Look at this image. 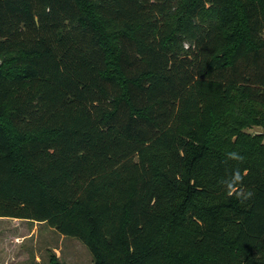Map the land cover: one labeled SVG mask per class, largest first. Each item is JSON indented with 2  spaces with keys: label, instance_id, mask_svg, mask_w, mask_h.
<instances>
[{
  "label": "trees",
  "instance_id": "obj_1",
  "mask_svg": "<svg viewBox=\"0 0 264 264\" xmlns=\"http://www.w3.org/2000/svg\"><path fill=\"white\" fill-rule=\"evenodd\" d=\"M0 218L264 264V0H0Z\"/></svg>",
  "mask_w": 264,
  "mask_h": 264
},
{
  "label": "rangeland",
  "instance_id": "obj_2",
  "mask_svg": "<svg viewBox=\"0 0 264 264\" xmlns=\"http://www.w3.org/2000/svg\"><path fill=\"white\" fill-rule=\"evenodd\" d=\"M252 134H262L263 133V129L259 128V127H255L254 129L249 131ZM15 219H7V218H0V242H4L3 237H5V233L6 231L4 230L5 227H9V229H15V231H27V232H31L32 230L34 232H37V236L38 238L41 240L39 241L37 247L33 246L32 243L33 241L30 240H25L24 241V247L25 252L22 251V253L25 255L26 257V263L27 264H33V259L36 258L37 254H39L40 257H42V259H44V263L45 264H53V262H57L59 264H62L64 262V260L61 259L60 262H58L56 259H54L53 261H51L50 256L47 255V249H46V245L44 243L47 242V240L49 242L52 241V244H58V246H56L58 248V250L60 251H67V250H73V255L75 256V261L71 260V264H79V260L83 262V264H95L93 261V257L91 255V253L89 252V250L87 249V247L82 244L80 241L73 239V238H69L66 237V239H62V235L59 234L58 232H56L54 230L53 234H50V238L49 239L47 236V234L51 231V227L49 225H44V226H34L33 222H29V221H20V224H15L12 221ZM18 220V219H16ZM53 236V239H52ZM8 237V236H7ZM64 237V236H63ZM35 238V237H34ZM44 240V241H43ZM64 240L63 243L61 244L60 241ZM12 242L14 240H11ZM8 244V248L9 250L6 251V255H9V260H11V258H13L16 253H17V249H13L11 248V244L10 241L5 242ZM27 244V245H25ZM62 246V247H61ZM59 251V252H60ZM62 252V253H63ZM5 256V249H3L0 252V258ZM15 258V257H14ZM13 264H25L23 262H14ZM63 264H67L66 262H64Z\"/></svg>",
  "mask_w": 264,
  "mask_h": 264
},
{
  "label": "crops",
  "instance_id": "obj_3",
  "mask_svg": "<svg viewBox=\"0 0 264 264\" xmlns=\"http://www.w3.org/2000/svg\"><path fill=\"white\" fill-rule=\"evenodd\" d=\"M20 221H23V220H13L12 222L15 223V224H20ZM25 221H28V220H25ZM31 222V221H29ZM33 224L35 227L37 226H44L45 224L48 225L47 223H39V222H33L31 223ZM4 230L6 231L5 233V237H3V240L4 242H0V252L5 249V256L0 258V264H13V261L14 262H23L25 264H27L25 261H26V257L25 255L22 253L25 252V247H24V241L25 240H32L33 243L32 245L37 247L39 241H41L38 236H37V232H34L33 230L31 232H27V231H15V229H9V227H5ZM54 232V229L51 228V231L47 234L48 238H50V234H53ZM1 234V233H0ZM8 236V237H7ZM35 237V238H34ZM52 239H53V236H52ZM62 239H66V237L62 236ZM11 240H14L13 242ZM64 240H61L60 243L62 244ZM7 241H10V246L11 248L13 249H17V253L16 255L11 258V260H9V255H6V251L9 250L7 249L8 247V244L5 243ZM44 241V240H43ZM45 245L47 246L46 249H47V255L50 256V259L51 261H53L54 259H56L58 262L62 260H64V262H66L67 264H71V260L75 261V256L73 255V250H67V251H60L58 250V248L56 246H58V244H52V241L49 242L47 240V242H45ZM27 245V244H25ZM62 247V246H61ZM60 251V252H59ZM63 252V253H62ZM43 257V256H42ZM42 257L39 256V254H37L36 258L33 259V264H45L44 263V259H42ZM94 261V260H93ZM63 262V263H64ZM62 263V264H63ZM79 264H83L82 261L79 260Z\"/></svg>",
  "mask_w": 264,
  "mask_h": 264
},
{
  "label": "clouds",
  "instance_id": "obj_4",
  "mask_svg": "<svg viewBox=\"0 0 264 264\" xmlns=\"http://www.w3.org/2000/svg\"><path fill=\"white\" fill-rule=\"evenodd\" d=\"M237 179H239V176H237Z\"/></svg>",
  "mask_w": 264,
  "mask_h": 264
}]
</instances>
